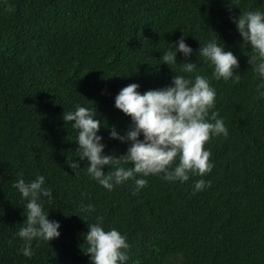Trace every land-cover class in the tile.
<instances>
[{
    "label": "trees",
    "instance_id": "1",
    "mask_svg": "<svg viewBox=\"0 0 264 264\" xmlns=\"http://www.w3.org/2000/svg\"><path fill=\"white\" fill-rule=\"evenodd\" d=\"M256 8L264 11V3L0 0V264H88L80 234L97 216L105 230L125 235L126 264H264V98L255 96L247 49L228 19ZM181 31L193 49L188 59L216 90L209 115L216 111L228 130L204 144L213 164L203 176L209 186L193 193L200 177L181 183L149 175L139 191L131 181L107 191L83 169H70L65 160H79L76 130L63 125V110L77 103L95 108L97 119L123 134L130 119L113 107V97L128 83H138L140 92L167 84L178 67L160 64V52ZM215 34L238 58L236 82L213 79L195 54ZM98 134L106 153L125 151L106 127ZM37 174L52 190L44 210L59 222L60 235L34 240L33 255L24 257L14 235L24 201L13 183ZM82 202L94 206L86 219Z\"/></svg>",
    "mask_w": 264,
    "mask_h": 264
},
{
    "label": "clouds",
    "instance_id": "2",
    "mask_svg": "<svg viewBox=\"0 0 264 264\" xmlns=\"http://www.w3.org/2000/svg\"><path fill=\"white\" fill-rule=\"evenodd\" d=\"M228 19L242 41L240 47L247 49L246 64L257 80L255 96L264 98V11L260 8L239 10L238 15H229ZM185 36L181 31V35L169 43L170 47L160 52V64L178 67L167 84L140 92L138 83H128L113 97V107L130 119L123 134L114 125L108 126L97 119L95 108L77 103L72 109L63 110V125L71 122V128L76 130L74 151L79 160H65L70 169L74 172L83 169L107 191L126 181L134 184L133 192L139 191L149 175L181 183L187 181L190 174L200 177L192 182L193 193L209 186L210 181L203 176L211 171L213 164L204 144L210 137H226L228 130L216 111L209 115L216 90L210 86L208 77L198 73L196 60L188 59L193 49L185 42ZM178 53L183 57L179 62ZM195 54L209 65L213 79L233 82L239 79V72L235 71L239 67L237 56L226 49L216 34L199 43ZM101 127L107 128L109 139L126 145L122 154L104 151L103 137L98 134ZM79 161H86L83 168ZM105 166L107 171L102 170ZM13 187L24 201L25 213L14 235L21 241L19 251L24 257H31L34 240L49 243L60 235L59 222L50 220L49 210H44L45 203L52 201V190L40 174L27 181L18 177ZM78 210L86 219L94 212V206L82 202ZM100 221L101 217L97 216L94 222L86 223V231L80 234L83 243L78 247L87 256L88 264H126L129 244L125 235L116 228L105 230Z\"/></svg>",
    "mask_w": 264,
    "mask_h": 264
}]
</instances>
